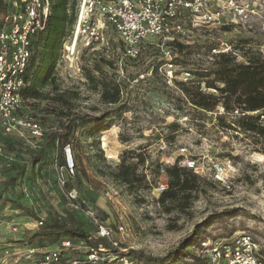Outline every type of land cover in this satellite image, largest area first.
Instances as JSON below:
<instances>
[{
	"label": "rangeland",
	"instance_id": "obj_1",
	"mask_svg": "<svg viewBox=\"0 0 264 264\" xmlns=\"http://www.w3.org/2000/svg\"><path fill=\"white\" fill-rule=\"evenodd\" d=\"M7 1L6 10L0 12V23L8 10ZM232 3L233 7L223 4L221 26H193L186 20L187 32L179 42L195 50L186 66H175L171 80L163 75L167 41L153 39L142 47L138 58L129 59L112 38L108 50L79 49L78 60L58 62L54 71L56 90H44L51 92L49 98L22 103L19 116L36 121L38 135L27 129L5 134L0 118V264H24L22 251L28 242L38 241L33 233L40 217L60 218L82 229L88 239L71 241V257L83 255L96 241L109 243L98 238L93 220L111 229V239L122 249L146 257L174 258L182 250L197 255L199 241L231 243L243 232L252 235L260 251L264 250V146L252 145L240 133L221 131L218 114L194 108L175 84L185 82L184 74L189 71L217 69L213 57L230 52L231 45H238L242 39L264 58V0ZM245 5L253 11L246 19L233 15L231 9H243ZM103 59L112 63L105 72L121 93L114 106L103 105L99 93L85 78L87 71ZM193 79L190 74L188 80ZM52 95L60 96L63 104L50 100ZM60 112L100 118L99 122L78 124L74 129L70 146L75 172L63 187L55 179V152L45 145L48 133L59 127ZM173 124L179 126L175 133L170 128ZM128 150L145 153L144 167L154 161L172 165L179 160L184 166L185 160H195L203 168L199 176L212 186L187 215H166L155 203L157 195L152 190L128 194L120 184L100 174L107 173L103 158L115 164ZM36 157H41L43 164H36ZM215 164L226 169L225 186L213 179ZM166 181L162 175L157 184ZM70 190H75L81 201L78 208L67 197ZM18 206L23 210L14 215ZM220 213H225L222 222L195 234V227L206 217ZM184 261H189V256L176 264Z\"/></svg>",
	"mask_w": 264,
	"mask_h": 264
},
{
	"label": "trees",
	"instance_id": "obj_2",
	"mask_svg": "<svg viewBox=\"0 0 264 264\" xmlns=\"http://www.w3.org/2000/svg\"><path fill=\"white\" fill-rule=\"evenodd\" d=\"M5 6V0H0V12L6 10ZM75 15L76 0H50L45 27L32 40L31 56L23 72L24 85L21 89L23 102L46 100L51 92L44 93V90H56L54 71L60 60L62 44L75 21ZM167 46L173 50L175 66H186L195 50V47L176 40L169 42ZM231 48L230 52L218 53L213 57L217 69L189 71L187 74L189 76L191 74L193 80L175 84L183 98L194 108L218 114L216 120L221 131L240 133L248 138L252 145L264 146V58L247 39L240 40L238 45H231ZM211 50L208 49V55ZM101 62L87 71L85 78L88 83L93 84L103 105L114 106L120 101V89L114 81L107 78L105 72V67L111 68L112 63L104 59ZM50 100L56 104L64 102L58 95H52ZM218 109H221L222 113L218 112ZM59 115L61 116L59 127L48 133L45 145L55 152L57 166H63V147L66 144L70 145L76 126L99 122L100 118L66 112H60ZM170 128L173 133L179 130V126L175 124ZM102 160L107 173L100 171V174L120 184L128 194L151 191L158 179L164 175L167 179V188L155 198V203L166 215H187L192 206L212 186L193 170L181 166L179 160L172 165L154 161L144 167L147 162L145 153H136L133 150L124 151L119 162L115 164L107 162L105 158ZM34 162L43 164L41 157H36ZM139 167H142L141 172L138 171ZM22 172L23 169L20 170V174ZM140 202L135 201L136 204ZM19 210L23 209L18 206L16 211ZM224 216L225 213L209 215L195 227V234H202L212 224L222 222ZM33 235L37 237V244H45L44 240H49L51 243L48 245L51 246L63 240L73 242L75 239L85 241L88 239L81 228L73 227L60 218L50 217L44 219L43 226L37 227ZM202 242L205 241L197 243L198 249ZM92 244V247L103 245L97 241ZM121 256L134 264H176L186 256H189V261H184V264H204V260L198 254H189L184 250L174 258L146 257L135 251H125ZM259 256L264 264V250L260 251Z\"/></svg>",
	"mask_w": 264,
	"mask_h": 264
},
{
	"label": "built area",
	"instance_id": "obj_3",
	"mask_svg": "<svg viewBox=\"0 0 264 264\" xmlns=\"http://www.w3.org/2000/svg\"><path fill=\"white\" fill-rule=\"evenodd\" d=\"M233 0H76L75 21L65 38L59 62L78 60L81 50H108L111 39L121 44L122 54L136 59L142 47L158 39L172 42L180 41L187 30L186 20L193 26H221L224 16L223 4L233 7ZM215 6L212 8L211 5ZM8 10L0 25V118L4 133L27 129L38 135L40 126L31 118L18 115L23 103L21 89L24 85L23 72L31 56V43L36 34L43 31L50 9V0H8ZM234 16L246 19L250 13L248 5L231 9ZM250 12V13H249ZM111 33V35H110ZM185 43V42H184ZM186 44V43H185ZM188 44V43H187ZM213 52H215L213 50ZM166 63L163 75L167 80L173 78L175 65L174 53L170 46L163 50ZM188 81L189 74H184ZM264 118V117H263ZM64 164L55 169V179L60 187L65 186L68 178L74 176L75 163L71 146L63 147ZM184 166L201 175L203 168L195 160H185ZM213 179L226 185V169L220 164L213 165ZM167 188V183H158L152 188L157 196ZM67 197L78 208L81 201L75 190ZM12 212V211H11ZM19 211H13L18 215ZM45 217L36 222L42 227ZM98 238L108 240L106 246L90 247L81 256L71 257L73 250L70 240L57 245L28 244L22 251L24 264H99L113 260L127 264L122 257L125 252L111 239L112 230L101 222L93 220ZM13 231L16 228L13 227ZM259 243L248 233H241L233 242H202L198 256L204 264H263L260 260Z\"/></svg>",
	"mask_w": 264,
	"mask_h": 264
},
{
	"label": "bare ground",
	"instance_id": "obj_4",
	"mask_svg": "<svg viewBox=\"0 0 264 264\" xmlns=\"http://www.w3.org/2000/svg\"><path fill=\"white\" fill-rule=\"evenodd\" d=\"M104 145V144H103Z\"/></svg>",
	"mask_w": 264,
	"mask_h": 264
}]
</instances>
